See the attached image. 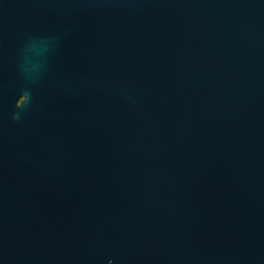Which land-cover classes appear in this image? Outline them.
Returning <instances> with one entry per match:
<instances>
[{
	"label": "water",
	"instance_id": "1",
	"mask_svg": "<svg viewBox=\"0 0 264 264\" xmlns=\"http://www.w3.org/2000/svg\"><path fill=\"white\" fill-rule=\"evenodd\" d=\"M0 264H264V0H0Z\"/></svg>",
	"mask_w": 264,
	"mask_h": 264
}]
</instances>
